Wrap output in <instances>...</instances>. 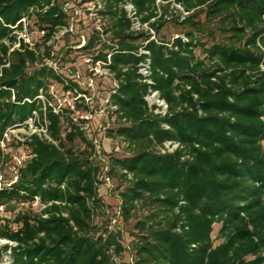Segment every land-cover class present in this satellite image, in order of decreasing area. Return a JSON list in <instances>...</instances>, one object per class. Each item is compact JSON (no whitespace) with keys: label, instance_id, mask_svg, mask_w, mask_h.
Returning a JSON list of instances; mask_svg holds the SVG:
<instances>
[{"label":"trees","instance_id":"16d2710c","mask_svg":"<svg viewBox=\"0 0 264 264\" xmlns=\"http://www.w3.org/2000/svg\"><path fill=\"white\" fill-rule=\"evenodd\" d=\"M125 1L105 0L110 40L96 31L80 47L95 60L111 55L118 82L119 125L108 135L123 149L107 157L85 119L38 99L53 80L79 87L46 63L69 15L58 0H0V137L35 111L51 137H27L31 156L0 187V206L15 213L0 218L3 248L13 264H264V0H131L154 34L131 29ZM23 17L47 30L34 49L15 47ZM156 91L165 114L147 100ZM169 141L178 147L163 152ZM106 176L130 230L113 225Z\"/></svg>","mask_w":264,"mask_h":264},{"label":"rangeland","instance_id":"374dc122","mask_svg":"<svg viewBox=\"0 0 264 264\" xmlns=\"http://www.w3.org/2000/svg\"><path fill=\"white\" fill-rule=\"evenodd\" d=\"M76 2L77 0H58V4L61 5L63 11L69 15L68 21L74 22L73 24H69L72 25L73 30L65 33L64 36L52 44L53 53L51 58L46 61V63L50 66H53L57 73H60L63 76L66 82L69 84H73L71 83L72 81L77 82L79 86L78 88H81L82 91H87L86 83L89 72L86 58L93 55L81 50L80 45L83 43V35L89 39L96 31H98V29L97 24H85L83 21H81V16L75 15L74 8L77 5ZM159 4H162L160 0ZM66 8L68 10H66ZM113 23L114 18L111 15L104 16L103 23L99 24L102 28V31H100L102 38L110 40L111 33L107 32L106 30H108ZM34 25L35 27L32 28V31L35 32L37 30V24ZM35 39L37 41H41V38L39 37H35ZM95 51H98V49H95ZM78 72L81 75V79L77 77ZM115 81L116 79L111 76H102L98 78L95 82L96 91L94 93L92 90L87 91L89 95L93 96L88 105L83 101H79L78 103L80 104V107H75L74 109L70 108L72 111H74L76 121H79L80 118H83V116L88 113L93 114L94 117L90 120L88 134L90 138L92 137L94 140H96L107 157L110 155V153H115L116 147H119L116 150L117 152H120L123 149V145L119 140H115L108 135L109 130L114 129L119 125L117 116L112 111L114 108L108 102L110 95L117 88ZM53 86L55 94L57 95V97H53L54 103L62 107H68V102L65 103L66 98L72 99L74 96H77V93L74 92H72V94H68L67 90L65 89V84L58 80L52 81L49 87V92L52 91ZM147 98L149 99V102L154 100V96L152 94L148 95ZM154 104L159 106L156 109L157 112L164 110V106L160 102H154ZM38 122L35 123L34 120H30L24 125L12 128V143L7 145L5 150L2 149V155L0 158V187L3 185H9L15 179L16 170L19 168V162L16 156L19 157L22 162L31 156V149L28 147L25 141L27 137L31 136L35 130L41 131L43 120L40 118V121ZM18 138H21V140ZM16 140H19V142L17 143ZM106 163L108 164L109 162L107 161ZM108 167L109 164L107 169ZM107 169L105 167V170ZM117 185V181L112 182L110 187H107L105 184H103L101 186V195L105 198L106 202L111 204L113 207L110 212V214H114L112 219L113 225H116L122 230H130L132 229V226H126L121 218V198L120 191L116 189ZM21 206L28 208L27 204ZM40 208L41 205L39 203L34 204L35 210H40ZM14 215V211L7 210L4 206H0L1 219L9 218L12 220ZM100 217L104 218L102 216ZM101 220L102 219L99 218L98 221ZM219 227V224L215 225V231L213 235L214 238H217ZM127 235H130L129 231H127ZM7 242L9 241L6 239H0V264H13L10 251L3 248L4 244ZM126 242L131 245L129 239H127ZM125 262H132L130 252L126 254Z\"/></svg>","mask_w":264,"mask_h":264},{"label":"built area","instance_id":"2783aa9c","mask_svg":"<svg viewBox=\"0 0 264 264\" xmlns=\"http://www.w3.org/2000/svg\"><path fill=\"white\" fill-rule=\"evenodd\" d=\"M105 5H106L105 0H84L82 3H77V5L74 8V13L76 16H81L82 20H83L82 15H85V19L83 20L84 23H86V24H88V23L89 24H97L98 31H102V28L99 24L103 23L102 12L105 10ZM122 6L124 7V9L126 11L127 16L131 20V24H132L131 29L132 30H134V31H142V30L149 31L150 30V32L152 34L155 33V31L150 27L148 22H143L142 15L138 12L136 5L131 0L125 1ZM66 10H68V9L66 8ZM73 23L74 22H69L68 25H66V26L58 27V29L54 32L52 38L48 41V44L52 45L56 40H58L62 36H64L65 33L72 31L73 30L72 25H69V24H73ZM19 24H22V28L16 32L18 34L19 42H17L15 44V47H19L21 44L20 40L23 39L24 43L27 46L34 49L36 47V43H37V40L35 39V37L42 38L47 34V30L45 28H38L35 32L32 31L31 20L28 17H23L21 19V21L19 22ZM87 42H88V39L86 38L85 35H83V43L80 45V47L85 46L87 44ZM140 52L144 53L148 56L146 58V60L141 63L140 72L145 77V80H147L148 82H152L149 79V76L151 74V59L149 57L150 51L147 50L146 48H141ZM48 60L49 59H47V61ZM86 63L88 65V72H89V75L87 77V83H86V86H87L86 90L87 91L92 90V92L94 93L96 91L95 82L98 78H100L102 76H111V77L115 78L114 73L108 67L109 64L111 63V55L108 56V62H105L103 60H95L93 56H88L86 58ZM77 77L79 79H81V75L79 72L77 74ZM77 81H79V80H77ZM115 82H116V85L118 86L117 80ZM87 91H85V90L82 91L81 88H78V87H74L73 89L67 90L68 94H72V92H74V93H77V96H74L72 99L66 98L65 103L68 102V107L73 108V109L76 107L77 102H79V101L80 102L83 101L85 104L88 105V103L92 100L93 96L89 95ZM152 95L154 96V100H152L151 102H149V99L147 98L149 104L151 106H153L152 104H154V102H160L164 106V110L161 112L165 114L167 112V108H168V105L165 102V100H162L160 98V95L157 91L153 92ZM53 97H57V95L55 94V91H54V86L52 87V91L50 92V97L46 96V94L43 92H41V94L38 95V99L40 101H42L43 104L45 105L44 108H46V106L49 105V106L53 107L55 112L58 113L61 110V108H63V107L58 105V104H55ZM13 99H15V97H13ZM108 102L110 103V99H108ZM61 105H63V104H61ZM112 107L114 108V106H112ZM34 114L35 115L33 117H30L26 121V123L29 122L30 120H34L35 123L40 121L41 117L38 114V112L35 111ZM93 117L94 116L92 113H88L85 116H83L82 119H85V121H86L84 124V129L89 130L90 120ZM11 130H12V128H9L8 130H6L4 132L3 136L0 137V146L3 150H5L7 145H9V143H11L13 140V138L11 137ZM34 133H37L40 136H45L46 138L51 140V137L48 133V121H47L46 115H45L43 123H42L41 131L35 130L32 134H34ZM18 139L21 140V138H18ZM95 142H96V140H95ZM178 145L179 144L175 143V142H171V141L166 142L165 146L162 148V151L163 152H165L167 150L173 151L175 148L178 147ZM97 146L99 148H101L98 143H97ZM118 148L119 147H117V149ZM16 158L18 159L19 167H20L23 162L19 157L16 156ZM106 169H107V167H106ZM18 170H19V168L16 170V176L12 182L17 180ZM105 180L111 186L112 181L110 180V178L106 176ZM131 259H132V257H131Z\"/></svg>","mask_w":264,"mask_h":264}]
</instances>
